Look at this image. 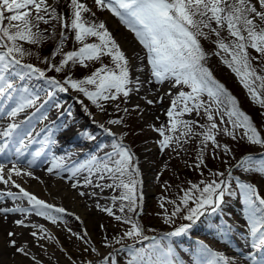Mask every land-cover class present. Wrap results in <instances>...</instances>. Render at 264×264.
<instances>
[{"label": "snow or ice", "instance_id": "snow-or-ice-1", "mask_svg": "<svg viewBox=\"0 0 264 264\" xmlns=\"http://www.w3.org/2000/svg\"><path fill=\"white\" fill-rule=\"evenodd\" d=\"M61 3L62 0H51V2L0 0V117L6 114V117L13 120L0 128V153H4L10 147V142L15 141L18 144L15 148L16 159L12 162V166L7 168V175H5L6 164L0 162V183H11L19 189L18 193L10 190L0 191V201L6 197L13 199L23 197L29 206L0 207V213L34 211L36 215L43 216L53 223L59 218L54 213H63L65 209L46 203L12 180L13 174L16 176L22 174L18 162L27 143L32 142L33 135L31 131L22 128L23 121L15 122L14 118L26 108L34 106L39 97L29 92L27 88L19 89L17 83L7 73L14 66H20L21 69L28 70L17 73L20 79L33 74L41 78L45 77L44 71L40 68L32 64H22L19 57L30 54L23 43L40 45L52 39L49 29H42L40 24L49 25L57 21L62 31L51 56L61 54L62 59L58 65L48 61L49 68L61 72L69 65L79 64L87 67L86 61H96L103 56H109L111 67L102 64L82 78L74 79L69 75L63 83L55 78H46L51 88L65 92L70 87L82 93L101 111L104 110L101 101L116 100L120 94L127 97L131 91L129 85L132 83L130 58L106 27L105 22L102 20L97 22L95 12L82 0H70L68 4L71 9L70 17L58 10ZM94 4L98 9L107 10L117 17L121 24L134 33L135 39L146 50L151 77L157 83L174 80L173 86H187L189 89V91H179L168 109V132L172 135H165V130L159 129L163 137L158 142L161 150L172 143L179 144L182 138L194 134L193 125H198L199 122L184 120L181 117L193 111L199 115L201 109L204 110L208 121L204 130L199 133L203 136L204 142L211 141L216 144L215 131L218 125L214 116H219L221 123H224V117H227V123L233 129L230 132L225 127L223 131L226 135H231L235 139L234 131L243 129V135L250 143L264 144V138L253 125L251 118L237 106L236 98L205 66L207 53L201 43L202 39L207 40L214 35L216 39L213 43L217 49L215 54L220 56L222 63L235 73L252 101L264 106V75L259 74L252 64L253 60L264 58V0H94ZM85 13L89 14L87 18ZM65 29L74 32V40L81 45L78 49L62 51L63 43L68 38ZM224 30L231 39L226 40L221 37V31ZM90 37L96 38L98 42H86ZM249 49L256 55H252ZM222 53L225 55H221ZM45 60L48 58L46 57ZM260 71L264 72V65H261ZM87 86H92V89ZM14 93H18V96ZM204 94L208 97L207 102L201 99ZM48 95L52 96L53 92L49 90ZM9 101L13 103L9 104ZM148 103L151 104L153 101L148 100ZM178 104L182 106L178 108ZM108 123L120 124L121 120H109ZM100 127L106 132L110 131L104 124H100ZM177 132L179 135H176ZM48 143V140L44 142L45 145ZM225 150L227 151L226 147ZM43 152V147L32 152L31 158L26 160L27 165L29 167L35 165ZM113 152L116 158L109 153H105L103 157L93 154L88 160L71 168L66 167L64 158L53 157L51 167H48L47 171L52 173L54 170L64 169L71 177L86 171L88 175L84 179L85 184H91L93 177L98 181L110 178L113 184L104 186L124 189L118 199L128 202L121 203L119 211L124 213L127 209L128 212L134 213L137 207L135 195L137 180L130 177L133 174L138 175L139 170L132 162V153L123 144H114ZM241 166L245 167V170L264 173V160L257 161L251 156H244ZM23 174L33 175L31 171L26 170ZM217 175L223 174L217 173ZM228 175L231 176V173L229 172ZM125 177L130 179L126 181ZM78 183H72L71 187L77 188ZM97 186L101 185L97 184ZM237 186L242 190L241 195L249 206L250 233L256 237L252 247L264 250V198L258 195L254 185L238 182ZM182 192L179 204L171 212V216L174 217L180 212V205L191 203L192 206L187 208V215L184 217L189 223L182 224L167 233L164 239L187 233L209 211L215 214L221 208L226 192L232 194L224 180L204 183L202 187L192 183ZM80 195L83 196L85 193L81 192ZM104 211L114 215L112 208H105ZM115 218L130 225L121 239L124 237L148 239L143 236L141 225L131 216L117 215ZM165 222H170V219L166 217ZM15 223L22 224L23 221L17 220ZM40 231H44L42 226ZM15 235L16 233L12 231L7 233L8 246L14 248L16 253L27 255L25 248L18 246L17 241L12 238ZM32 235L36 236L37 233L33 232ZM128 247L130 257L128 264H181L173 253L171 243L164 244L154 239L153 243L146 246L136 249ZM99 264H116V261L109 253L101 258ZM194 264H233V262L221 253L202 246ZM258 264H264V256L260 257Z\"/></svg>", "mask_w": 264, "mask_h": 264}, {"label": "rangeland", "instance_id": "rangeland-1", "mask_svg": "<svg viewBox=\"0 0 264 264\" xmlns=\"http://www.w3.org/2000/svg\"><path fill=\"white\" fill-rule=\"evenodd\" d=\"M49 2H51V0H49ZM86 2L87 6L95 12V19L99 22L101 19L98 18V14L107 10L98 9L94 4V0H86ZM69 3L70 0H62L58 9L66 13L68 17L71 15V9L68 7ZM84 15L86 18L89 16L88 13ZM113 17L119 20L117 17ZM40 27L42 29L48 28L53 38L40 45L21 42L30 54L19 58L22 64H32L40 68L44 71L45 77L41 78L33 74L31 76H25L21 80L17 73L21 71L27 72L28 70L21 69L20 66H14L7 74L10 75V73H14L16 76L14 81L17 83L19 89L27 88L29 92L39 97L34 106L26 108L23 111L24 117L18 119H21L20 121L25 119L28 121V117L32 115V113H35L34 115L38 117V120H36L37 122H34V120L32 122L31 120L30 124L28 123L30 125V131L33 134L32 138L44 126L48 125L41 139L43 142L46 140L50 142L55 141V143H51L52 146L54 144H61L62 141L64 142L63 138H72L74 141L68 145V151L75 150L68 155L66 160L80 157L81 161L84 162L93 154L103 157L105 153L112 154L113 158H116L113 152V145L121 143L130 150L133 157L132 162L139 170L138 175L133 174V176L130 177L131 179L137 180V184L135 185L137 207L134 213L128 212L127 209H125L124 213L119 211L121 203H128L127 201L118 199L124 189L120 187H105L104 185L113 184V180L110 178L98 181L93 177L91 184L101 185L100 191L98 192L99 195H97L99 208L101 209L99 211V216L102 220V223L100 222L102 227H100L98 219L93 218V227L96 228V233L99 236L97 238L98 241L95 243L97 249H95V251L90 249L89 252L87 251L79 256L71 257L70 259L63 257L62 254H58L55 259H58L60 263H55V261H53L55 264H99L101 258L109 255V253L115 258L116 264H128V260L130 259L128 246H132V249H136L153 243L154 239L164 243V241H162V239H164V233L172 232L175 228L181 226L182 222H187L184 217L187 215V208L192 206L191 203H189V205H180V212L174 217L171 216V212L177 204H179L180 197L183 195L182 190L188 189L192 183L202 187L204 183L212 181L219 182L221 175H217V173L224 174L229 167L228 165L232 164L241 152L246 150H264V144L250 143L247 138L244 137L243 129H236L234 131L236 136L235 139H233L231 135H226L223 131L225 127H227L230 132L233 131L231 125L227 123V117H224V123H221L220 117L214 116V120L218 125V129L215 131L216 144H213L211 141L204 142L203 136L199 134L204 130V126L208 124L203 109L200 110L199 115L193 111L191 113H185L181 117L184 120L199 122L198 125H193V135L182 138L179 144L172 143L170 146L161 150L158 142L162 140L163 137L159 129L163 128L165 130V135H172V133L168 132L169 117L167 112L179 91H189L187 86H173L174 80H166L157 83L154 78L151 77L150 66L146 58V50L143 49V46L135 39L137 42L136 52L140 57L138 68L142 71L141 74L144 75L143 79L146 81L148 80L145 86L147 85L154 91L153 103L149 104L147 99L142 98L140 79L137 77V74H134L130 77L132 83L129 85L131 88L129 95L125 97L123 94H120L116 100L101 101L104 109L101 111L83 96L82 93L70 87H68V90L65 92L51 88L46 78H55L61 83H63L65 78L69 75L74 79H79L89 75L102 64L111 67V58L109 56H103L100 60L86 61L87 67L80 66L79 64L75 66L69 65L61 72H56L54 69L48 67V61L58 65L60 59H62L61 54H57L55 57L51 56L60 38V33L62 31L61 26L57 21H53L49 25L41 23ZM106 27L109 29L108 25H106ZM124 27L123 25V28ZM64 31L68 38L63 43L62 51L67 52L78 49L81 45L74 40V32L67 29ZM129 33L135 38L134 33L130 30ZM221 37L226 40L231 39L226 30L221 31ZM215 39L216 37L212 35L207 40H201L202 46L207 53L204 61L205 66L210 69L214 78L222 83L228 92L236 98L239 109L251 118L253 125L261 133L262 138H264V106L252 101L248 91L240 83L235 73L232 72L227 65L222 63L220 56L215 54L217 51L213 43ZM86 42L91 43L98 41H96V38L90 37ZM249 52L252 55H256L251 49H249ZM221 55L225 54L222 53ZM46 57L48 60H45ZM252 64L257 68L259 74L264 75V72L260 71L261 65H264V58L253 60ZM137 72L138 70H135L134 73ZM137 81L139 82L138 84ZM168 85L173 88V92L169 91ZM87 87H89L90 90L92 89V86ZM49 90L53 92L52 96L48 95ZM201 99L205 102L208 101L206 94L202 95ZM181 106L182 105L178 104V108ZM95 118H97V120H95ZM115 119H120L121 123H108L109 120ZM56 120L57 124L54 125ZM100 124H104L110 131H104V129L100 127ZM99 129L104 132H100ZM176 135H179V132H177ZM201 160L203 162H201ZM239 171L240 169L238 171H233V175L230 177L235 176L234 174H237ZM130 178L125 177V180L127 181ZM246 180L247 178L245 177L244 181ZM254 185L258 195L264 198V181H256ZM146 187H148L151 192L144 195L143 190ZM241 192L242 190L240 189L235 199L234 196L229 195L232 199L231 204L222 212L220 218L216 213H211V216L209 218L207 217L208 219H206L207 221L204 224L200 222L196 223L187 233L178 237H173L172 239L168 237L166 241L171 243L173 253H176L178 257L180 254H184L182 256L185 257V255H189V250L193 252L197 251L199 248L196 246L208 245L210 242L219 241V238L223 239V236L220 237V235H216L217 238L206 235L202 230L204 225L210 227L216 225V233H219L220 230L226 231L224 233L225 238H227V232L235 236V233L241 234L246 231V235H248L250 233V228L247 227L246 216L248 218L249 206L245 198L241 195ZM114 197L117 199L114 200ZM161 205H163V207ZM105 208H112L114 215H109L108 212L104 211ZM240 210H245L246 212H242V214H244L243 217L241 216ZM54 214L59 217L56 222L58 221L61 223L65 221L69 224L70 229H67L69 235L74 236L73 238L82 243V246L86 249L90 247L83 242V238L80 236L82 232L85 233L86 231L75 222L72 216H68L65 213ZM117 215L131 216L135 219L143 229V236L148 237V239H134L128 237L121 239L122 234L129 229L130 225L117 220L115 218ZM166 217L170 219V222H165ZM213 222H215V225L213 224V226H211L210 224ZM238 222H241L243 225L242 228L238 229L239 231L235 230L234 232L229 230L230 227L227 225L236 224ZM249 238H255V236L249 235ZM169 239H171V241ZM134 240H137L136 243H139V246L129 244V242H134ZM238 240L244 242L245 239L239 236ZM220 245L223 246V244ZM211 247H215V244H212ZM101 254H103V256ZM189 257L191 259V256L187 258Z\"/></svg>", "mask_w": 264, "mask_h": 264}, {"label": "bare ground", "instance_id": "bare-ground-1", "mask_svg": "<svg viewBox=\"0 0 264 264\" xmlns=\"http://www.w3.org/2000/svg\"><path fill=\"white\" fill-rule=\"evenodd\" d=\"M82 2L85 4L87 3L86 0H82ZM98 18H100L105 22L106 25L109 26L110 32L122 46V50L125 51L126 55L130 58V77L134 74H137V77L140 79L142 98L152 100L154 98V91L151 90V88H149L147 85L145 86L148 80L146 81L143 79L144 75L141 74L142 71L140 68H138L140 57L136 52V40L108 11H103L101 14H98ZM135 70H138V72L134 73ZM168 89L170 92H173V88L170 85H168ZM14 95L18 96V93H15ZM11 103L13 102L9 101V104ZM34 114L35 113H32V115L28 117L29 124L31 120H38V117ZM22 117L23 112L18 114L16 118ZM95 120H97V118H95ZM9 122H13V120L6 117V114L0 117V128L5 127ZM23 122L22 128L30 131V125L27 124V120L25 119ZM55 124H57V120L55 121L54 125ZM47 126L48 125L44 126L37 134L34 135L33 138H31V143H27V147L23 152L24 157L22 155L18 162V167L22 169V174L20 176L13 174L12 180H14L17 184H20V186L29 193L35 195L41 200H44L46 203L52 204L54 207H63L65 209V212L63 213L67 214L68 216H72L75 219V222L84 228L86 232H82L80 236L83 238V242L90 247L86 249L82 246V243L73 238L74 236L68 234L67 229H70V226L65 221L61 223L58 221L53 223L51 220L43 216L36 215L34 211H29L26 213H0V264H37V262H39V264H55L59 262L58 259H55L58 254H62L63 257L70 259L71 257L79 256L80 254L87 251L89 252L90 249H97L95 247V243L98 241L97 238L99 236L96 233V228L93 227V218H97L99 224L102 221L99 216V211L101 209L99 208L98 203V192L100 191V186L98 187L94 184L84 183V179L88 175L86 171L81 172L75 177H71L70 173L64 169H57L52 173L47 171V168L51 167V161L53 157L64 158L65 165L68 168H71L72 166L82 162L80 157L73 158L72 160H65V157H68V155L73 153L75 150L74 149L71 152L68 151V145L74 141L70 137L63 138L64 142L62 141L61 144H54L53 146L51 142L47 145L44 144L41 137L47 129ZM17 146L18 144L15 141H12L10 142V147L6 149L4 153H0V162H4L6 164L5 175H7V168H10L12 166V162L16 159L15 148ZM42 147L44 148V152L42 153L41 157L38 158L35 165L29 167L26 163V160L31 158L32 152ZM25 170L31 171L33 175H24L23 171ZM142 178L144 179L143 176ZM76 182H79L78 186L77 188L73 189L71 184ZM9 190L14 193L19 192V189L14 187L11 183H0V191ZM81 192L85 193V195H80ZM150 192L151 190L148 187L143 190L144 195H147ZM16 206L29 207L27 200L23 197L18 199L6 197L3 201H0V207ZM209 216L210 213L205 214L196 223L207 219ZM17 220H22L23 223L16 224L15 221ZM41 226L44 229L43 232L40 231ZM100 227H102L101 224ZM242 227L243 225L241 222H238L232 225V231H239L238 229ZM247 227L250 228L249 224H247ZM9 231L16 233V235L12 238L17 241L18 246L25 248L26 252L28 253L27 255H24L23 253H16L14 248L8 246L7 241L9 238L7 233ZM210 231L216 232V229L213 228ZM33 232L37 233V235L33 236ZM166 234L167 233L163 234L164 237ZM235 234V236L229 237L232 239L223 237V240L226 244L232 245L230 247H223L220 245L222 243H213L215 244V247L213 248L211 245L207 246V244L203 246H207L212 251L221 253L230 259L233 264H241V262H238L233 258L234 252L238 253V255H240L243 260L250 261L251 264H256L260 257L264 256V250L252 247L256 237L249 238V235L252 234L249 233L246 235V231L244 233L242 232L241 234ZM216 235H220V237L224 236V234L220 233H215L214 236L216 237ZM239 236H242L245 239L244 242H240L238 240ZM169 238L172 239L173 237ZM171 239L169 240L171 241ZM162 241H164V244L169 243V241H166V239H162ZM196 247L201 248L202 246ZM188 254L189 255H185V257L182 256L184 254H180L179 258L176 255L175 257L181 262V264H194L195 255H197V253L195 254L192 250H189ZM101 255L103 256V254ZM188 256H191V259L190 257L187 258ZM33 257H35V259H33ZM53 261H55V263Z\"/></svg>", "mask_w": 264, "mask_h": 264}, {"label": "water", "instance_id": "water-1", "mask_svg": "<svg viewBox=\"0 0 264 264\" xmlns=\"http://www.w3.org/2000/svg\"><path fill=\"white\" fill-rule=\"evenodd\" d=\"M246 155H248V154H243L242 156H240L239 158H238V160L230 167V169H229V171L227 172V174L232 170V169H234L238 164H239V162L241 161V159L244 157V156H246ZM227 174H225V176L222 178V179H225V177L227 176Z\"/></svg>", "mask_w": 264, "mask_h": 264}, {"label": "trees", "instance_id": "trees-1", "mask_svg": "<svg viewBox=\"0 0 264 264\" xmlns=\"http://www.w3.org/2000/svg\"><path fill=\"white\" fill-rule=\"evenodd\" d=\"M255 160L260 161V160H264V155L263 156H259V157H253ZM206 162V161H205ZM247 172V171H246ZM253 171H250V173H252ZM257 172V171H255Z\"/></svg>", "mask_w": 264, "mask_h": 264}]
</instances>
